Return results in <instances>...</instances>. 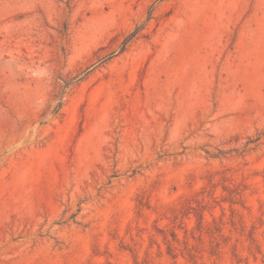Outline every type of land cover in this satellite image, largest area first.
Returning a JSON list of instances; mask_svg holds the SVG:
<instances>
[{
	"label": "rangeland",
	"instance_id": "374dc122",
	"mask_svg": "<svg viewBox=\"0 0 264 264\" xmlns=\"http://www.w3.org/2000/svg\"><path fill=\"white\" fill-rule=\"evenodd\" d=\"M0 264H264V0H0Z\"/></svg>",
	"mask_w": 264,
	"mask_h": 264
},
{
	"label": "trees",
	"instance_id": "16d2710c",
	"mask_svg": "<svg viewBox=\"0 0 264 264\" xmlns=\"http://www.w3.org/2000/svg\"><path fill=\"white\" fill-rule=\"evenodd\" d=\"M134 35L132 34V35H130L126 40H125V45H126V43H128L131 39H132V37H133Z\"/></svg>",
	"mask_w": 264,
	"mask_h": 264
}]
</instances>
